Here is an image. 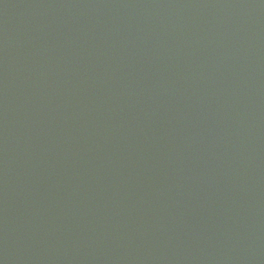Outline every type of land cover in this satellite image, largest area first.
<instances>
[{
  "label": "water",
  "instance_id": "water-1",
  "mask_svg": "<svg viewBox=\"0 0 264 264\" xmlns=\"http://www.w3.org/2000/svg\"><path fill=\"white\" fill-rule=\"evenodd\" d=\"M0 264H264V0H0Z\"/></svg>",
  "mask_w": 264,
  "mask_h": 264
}]
</instances>
